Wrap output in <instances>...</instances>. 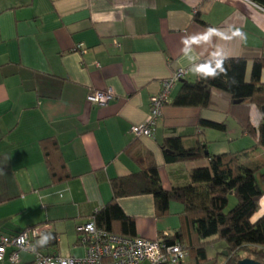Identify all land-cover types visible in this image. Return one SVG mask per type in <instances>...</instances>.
Returning a JSON list of instances; mask_svg holds the SVG:
<instances>
[{
	"label": "crops",
	"instance_id": "0c3cea01",
	"mask_svg": "<svg viewBox=\"0 0 264 264\" xmlns=\"http://www.w3.org/2000/svg\"><path fill=\"white\" fill-rule=\"evenodd\" d=\"M220 59L245 60L250 80L253 62L264 60V9L249 0H0V236L42 227L56 242L42 254L81 258L76 228L112 201L114 181L150 162L165 191L190 185L192 173L208 167L206 156L235 154L243 168L264 173V148H253L262 112L253 104L212 89L205 108L172 106L183 82L197 81L200 61ZM179 69L189 72L153 136L132 135L148 121L161 82ZM107 89V105L87 101ZM172 138L184 150L204 147L205 158L166 163ZM116 202L137 237L187 239L182 203L158 217L149 194ZM261 217L264 196L250 221ZM221 243L206 246L205 259L187 252L181 264H224ZM33 262L20 252L15 264Z\"/></svg>",
	"mask_w": 264,
	"mask_h": 264
},
{
	"label": "trees",
	"instance_id": "16d2710c",
	"mask_svg": "<svg viewBox=\"0 0 264 264\" xmlns=\"http://www.w3.org/2000/svg\"><path fill=\"white\" fill-rule=\"evenodd\" d=\"M249 1L264 9V0ZM217 62L221 63L224 71L217 69L215 75L199 71L197 81L183 82L172 106L205 108L212 89L227 93L233 102L253 104L262 112L253 148H264V84L260 80L264 60L253 62L248 82L245 80L246 61L243 59L205 60L200 61L198 67H215ZM201 125L222 128L207 122H201ZM164 151L165 162L168 164L205 158L204 147L184 150L178 138L168 139ZM206 158L209 160L208 167L194 171L190 177V185L170 191L162 189L157 168L150 162L146 169L114 181V198L90 219L103 232L134 238L137 237L134 222L122 212L116 202L117 198L149 194L153 198L158 217L166 214L170 202H180L184 205L189 234L185 241L177 234L165 239L166 242H180L196 259H205L206 246L222 242L227 253L224 264H238V261L246 258L264 264V217L255 223L250 221L258 209L259 199L264 196V173H259L260 169L252 171L243 168L235 154ZM230 195L235 198L236 204L226 211ZM34 244L41 253L54 247L56 242L52 235L44 233L34 240Z\"/></svg>",
	"mask_w": 264,
	"mask_h": 264
},
{
	"label": "built area",
	"instance_id": "2783aa9c",
	"mask_svg": "<svg viewBox=\"0 0 264 264\" xmlns=\"http://www.w3.org/2000/svg\"><path fill=\"white\" fill-rule=\"evenodd\" d=\"M82 48L78 45L76 50L83 52ZM188 72L189 69H179L171 78L161 82L160 91L150 98L148 121L142 126L131 127L132 135L148 138L153 136L156 122L161 118L162 109L169 102L175 84ZM113 99L111 89L95 91L87 97L89 103L100 107ZM76 232L79 244L85 248L84 257L44 255L38 252L34 240L40 238L45 229L33 227L17 235L0 236V262L7 257L11 264H15L20 252L32 253L33 264H181L187 257V251L180 242L169 244L165 240L111 235L97 229L91 219L79 225Z\"/></svg>",
	"mask_w": 264,
	"mask_h": 264
},
{
	"label": "clouds",
	"instance_id": "9594fccd",
	"mask_svg": "<svg viewBox=\"0 0 264 264\" xmlns=\"http://www.w3.org/2000/svg\"><path fill=\"white\" fill-rule=\"evenodd\" d=\"M217 69H219L220 71H224L220 62H217L215 67H212L211 65H205L197 69V71H202L206 75H215Z\"/></svg>",
	"mask_w": 264,
	"mask_h": 264
},
{
	"label": "water",
	"instance_id": "95a60500",
	"mask_svg": "<svg viewBox=\"0 0 264 264\" xmlns=\"http://www.w3.org/2000/svg\"><path fill=\"white\" fill-rule=\"evenodd\" d=\"M234 103L235 104H239V103H241L240 101H234ZM262 111H264V110H262ZM227 256V253L226 252H224L223 253V257H226ZM238 264H260V263H258V262H255V261H253V260H251V259H242V260H240V261H238Z\"/></svg>",
	"mask_w": 264,
	"mask_h": 264
},
{
	"label": "rangeland",
	"instance_id": "374dc122",
	"mask_svg": "<svg viewBox=\"0 0 264 264\" xmlns=\"http://www.w3.org/2000/svg\"><path fill=\"white\" fill-rule=\"evenodd\" d=\"M234 205H235V203H234ZM233 205V206H234ZM233 206L232 205H230V206H227L228 208H226V211H228V210H230L231 208H233ZM218 245V244H217ZM220 245H222L223 246V243H221ZM211 247H215V246H210V247H208V252L210 251V253H211V249H213V248H211ZM216 252H218V251H216ZM225 251H221V255H223V253H224ZM209 253V254H210ZM223 257H221V256H219L218 254H217V259H218V262H220V261H222L223 259H222Z\"/></svg>",
	"mask_w": 264,
	"mask_h": 264
}]
</instances>
